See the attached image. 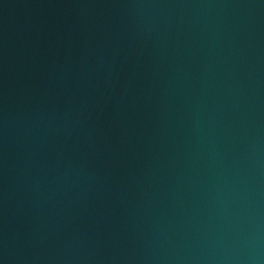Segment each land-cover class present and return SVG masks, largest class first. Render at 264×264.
Returning a JSON list of instances; mask_svg holds the SVG:
<instances>
[{
    "label": "water",
    "instance_id": "1",
    "mask_svg": "<svg viewBox=\"0 0 264 264\" xmlns=\"http://www.w3.org/2000/svg\"><path fill=\"white\" fill-rule=\"evenodd\" d=\"M0 264H264V0H0Z\"/></svg>",
    "mask_w": 264,
    "mask_h": 264
}]
</instances>
